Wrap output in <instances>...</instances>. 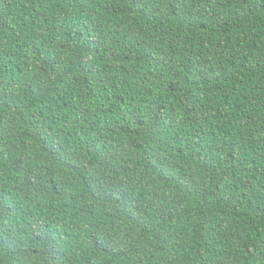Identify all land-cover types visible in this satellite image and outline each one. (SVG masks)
<instances>
[{
	"label": "trees",
	"instance_id": "16d2710c",
	"mask_svg": "<svg viewBox=\"0 0 264 264\" xmlns=\"http://www.w3.org/2000/svg\"><path fill=\"white\" fill-rule=\"evenodd\" d=\"M0 264H264V0H0Z\"/></svg>",
	"mask_w": 264,
	"mask_h": 264
}]
</instances>
